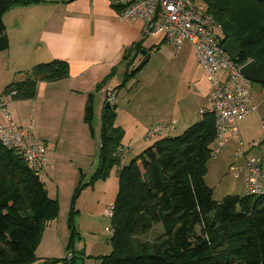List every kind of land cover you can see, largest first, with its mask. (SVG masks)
Instances as JSON below:
<instances>
[{"label":"trees","instance_id":"obj_1","mask_svg":"<svg viewBox=\"0 0 264 264\" xmlns=\"http://www.w3.org/2000/svg\"><path fill=\"white\" fill-rule=\"evenodd\" d=\"M199 1L205 14L220 26V40L232 39L237 45L240 55L234 62L251 61L264 72V0ZM45 2L0 0V52L8 49L3 15L14 6ZM130 51L133 58L125 65L119 87L135 75L130 67L140 44L128 49L121 60ZM16 74L20 79L6 85L2 97L33 100L38 83L66 79L68 65L52 60ZM260 85L264 90V84ZM114 118L104 101L98 169L90 183L105 178L115 166L117 194L110 218L111 252L98 258L100 264H264V198L226 195L217 202L204 182L207 162L213 156L212 114L202 112L200 120L178 136L154 139L126 165H120L122 130L114 125ZM91 119L89 96L83 122L90 127ZM57 214V202L48 198L43 180L16 150L0 144V264H33L43 230ZM155 224L161 225V235L152 241L148 235ZM67 260L65 256L60 261L70 264Z\"/></svg>","mask_w":264,"mask_h":264},{"label":"rangeland","instance_id":"obj_2","mask_svg":"<svg viewBox=\"0 0 264 264\" xmlns=\"http://www.w3.org/2000/svg\"><path fill=\"white\" fill-rule=\"evenodd\" d=\"M198 5L204 10L201 1H198ZM154 52L152 57L135 71L139 63L137 61H140V53L137 54V59L130 67L135 71L134 77L117 88V92L113 94V102L109 105L115 113L114 125L122 130L121 148L118 150L122 155L120 165L128 164L152 145L154 139H144L148 129L167 127L169 137L178 136L188 126L199 121L202 112L209 108L208 94H200L194 87L199 75L205 80L207 78L194 56L191 45L183 41L178 51H173L168 45L160 44ZM120 78L122 80V75ZM8 80L6 85L17 79L11 77ZM2 86L0 85L1 97L5 87ZM262 90L261 85L257 83H251L249 86L257 109L253 115L238 122L240 142L229 137L225 149L220 154L213 155L207 162L204 182L211 190L214 201L218 202L226 195L245 196L243 176L239 174L238 178L232 177L241 166V159L235 155L238 148L243 147L248 157L261 158L264 166ZM89 96L92 108L90 127L83 122ZM65 99L63 95L61 100ZM73 101L76 106L79 102L82 104L80 109L83 132L70 133L71 142H67V138L60 139L55 149L52 144H55L59 137V132L55 129L68 115L66 103L61 104L58 101L46 108L32 103V100H11L7 104V111L18 128L44 145L48 142L46 145L51 151L49 150L47 155V165L54 168L50 172L45 170L43 183L48 198L55 200L58 207L57 217L53 220L48 234H55L56 237L57 230L59 239L57 243L49 244L48 240L45 242V234L43 246L39 247L41 237L33 264H40L43 260H58L55 264H63L60 260L67 257V253L70 254L67 258L70 264H100L98 258L111 252L110 218L105 217L103 212L113 204L117 194V167H111L105 178H94L90 183L98 169L101 114V108L98 109L97 105L98 92L83 93ZM74 117H78L77 111ZM69 129L70 124L68 132ZM50 130L54 132L51 133ZM68 132L66 133L69 134ZM250 143L255 147L249 149ZM51 155H55V158L49 159ZM159 235L161 225L155 224L148 238L155 241Z\"/></svg>","mask_w":264,"mask_h":264},{"label":"crops","instance_id":"obj_3","mask_svg":"<svg viewBox=\"0 0 264 264\" xmlns=\"http://www.w3.org/2000/svg\"><path fill=\"white\" fill-rule=\"evenodd\" d=\"M2 22L8 38V49L0 52L1 86H5L11 77L19 80L17 72L27 71L39 63L62 60L68 65L66 79L38 83L36 96L32 100V103L39 104L41 108L58 101L67 105L65 108L68 115L55 129L59 132V137L52 144L54 149L60 139L67 138V142H71L70 133L83 132L82 104L79 102L76 106L73 101L75 97L97 91L98 109L102 108L107 93L115 95L117 92L122 81L120 75L123 78L125 65L133 58V52L130 51L127 58L121 60L124 53L138 43L140 51L150 53V59L155 51L150 49L164 44L156 37L144 36L141 21L121 20L110 0H46L41 4L14 6L3 15ZM141 58L140 55L138 60L141 61ZM99 83H102L101 87L95 90ZM194 87L200 94L209 93V83L203 76H198ZM63 95L66 97L65 101L61 100ZM76 111L78 117H74ZM73 129L80 131L74 132ZM46 144L47 159L50 148ZM54 156L51 155L49 159ZM49 168L47 165L46 170L49 172L54 169L52 165ZM52 222L47 223L39 247L43 246L45 234V242H58L57 230L56 237L55 234H48ZM61 243L63 245V239Z\"/></svg>","mask_w":264,"mask_h":264},{"label":"built area","instance_id":"obj_4","mask_svg":"<svg viewBox=\"0 0 264 264\" xmlns=\"http://www.w3.org/2000/svg\"><path fill=\"white\" fill-rule=\"evenodd\" d=\"M199 0H110L121 20H138L143 24V35L156 37L178 51L183 41H187L194 56L209 83V108L215 128V138L211 146L212 155L220 154L226 147L229 137L240 142L237 124L242 119L256 112L257 104L249 92L251 84L240 73V68L250 62L236 64L222 51L220 26L198 5ZM222 42V43H221ZM264 96V90L261 91ZM9 96L0 99V144L16 150L26 165L43 180L47 166L45 145L32 135L18 128L7 111ZM113 94L107 93L105 104L111 105ZM264 130V122L261 121ZM169 133L167 127L150 128L144 139H158ZM249 149L254 148L253 143ZM236 157L241 159V166L232 174L244 178L245 195L264 198V166L259 157L246 156L243 147L238 148ZM113 205L103 212L111 218ZM70 254H67L68 258Z\"/></svg>","mask_w":264,"mask_h":264},{"label":"water","instance_id":"obj_5","mask_svg":"<svg viewBox=\"0 0 264 264\" xmlns=\"http://www.w3.org/2000/svg\"><path fill=\"white\" fill-rule=\"evenodd\" d=\"M221 48L222 51L225 52L231 59H236L240 55L238 47L232 39H227L226 41H224ZM140 55L142 59L136 66L135 71L139 70L143 66V64L148 60L150 53H148L146 50H143L140 51ZM240 73L251 83H257L259 85L264 84V72L259 66H257L251 61L244 64L240 68Z\"/></svg>","mask_w":264,"mask_h":264}]
</instances>
